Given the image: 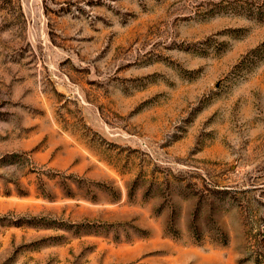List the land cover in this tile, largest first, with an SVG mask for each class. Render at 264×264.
<instances>
[{
    "label": "rangeland",
    "instance_id": "rangeland-1",
    "mask_svg": "<svg viewBox=\"0 0 264 264\" xmlns=\"http://www.w3.org/2000/svg\"><path fill=\"white\" fill-rule=\"evenodd\" d=\"M0 264H264V0H0Z\"/></svg>",
    "mask_w": 264,
    "mask_h": 264
}]
</instances>
